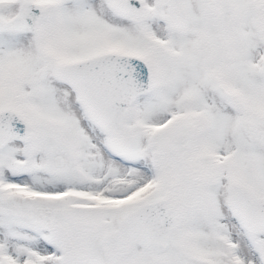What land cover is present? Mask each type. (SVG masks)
Segmentation results:
<instances>
[{
    "label": "snow or ice",
    "instance_id": "6c2138e0",
    "mask_svg": "<svg viewBox=\"0 0 264 264\" xmlns=\"http://www.w3.org/2000/svg\"><path fill=\"white\" fill-rule=\"evenodd\" d=\"M0 264H264V0H0Z\"/></svg>",
    "mask_w": 264,
    "mask_h": 264
}]
</instances>
